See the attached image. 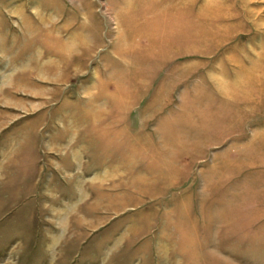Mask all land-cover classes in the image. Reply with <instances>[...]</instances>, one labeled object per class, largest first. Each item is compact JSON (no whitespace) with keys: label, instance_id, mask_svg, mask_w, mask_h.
Segmentation results:
<instances>
[{"label":"rangeland","instance_id":"374dc122","mask_svg":"<svg viewBox=\"0 0 264 264\" xmlns=\"http://www.w3.org/2000/svg\"><path fill=\"white\" fill-rule=\"evenodd\" d=\"M198 1L0 0V264H264V0Z\"/></svg>","mask_w":264,"mask_h":264},{"label":"crops","instance_id":"0c3cea01","mask_svg":"<svg viewBox=\"0 0 264 264\" xmlns=\"http://www.w3.org/2000/svg\"><path fill=\"white\" fill-rule=\"evenodd\" d=\"M219 0H215V3L214 4H211L210 6H214V9L216 8V6L218 7V9L216 10L217 12H215V11H212V10H209V9H207V10H205V14H207L208 15V13L210 14V15H212V16H214V18H213V21H217L218 23L220 22V23H224V22H226L227 20H230V19H232V17H234L236 14H235V12H236V8H234L233 7V5H231V7L230 8H228V7H226L225 5H226V2L225 1H220V2H218ZM202 2H203V0H200V1H198V3H199V5H198V7H200V5L202 4ZM209 16V15H208ZM228 16H229V18H228ZM237 16V15H236ZM225 31V30H224ZM225 34H226V36H227V33H226V31L224 32ZM220 34V33H219ZM225 34H224V36H215L213 39H211V37L210 36H208L209 37V39H208V37H204L203 38V44L201 45V47L200 48H204V46H206V45H208V48L210 47V46H212V48H215V46L216 45H218L219 47H221V45H224L226 42H227V39H224V40H222L221 38H224V37H226L225 36ZM210 35V34H209ZM231 36V35H230ZM226 38H228V36L226 37ZM206 39H208V41H212V43L211 42H209V44L207 43V40ZM216 42H218V44H215ZM218 47V48H219ZM206 48V47H205ZM195 51H193V53H194ZM195 53H201V52H199V51H196ZM240 68V67H239ZM253 69V68H252ZM254 70V69H253ZM235 71H237V69H235ZM259 76H264V68H262V69H260V73H259ZM234 77V76H233ZM236 77V76H235ZM229 93H230V95L228 96V97H230V98H234L233 97V95H238L239 94V91H237L236 90V88H235V90H229ZM153 264V263H152Z\"/></svg>","mask_w":264,"mask_h":264}]
</instances>
